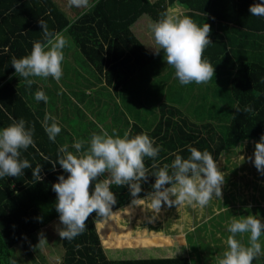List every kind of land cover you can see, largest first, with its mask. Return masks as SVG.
<instances>
[{
	"label": "trees",
	"instance_id": "16d2710c",
	"mask_svg": "<svg viewBox=\"0 0 264 264\" xmlns=\"http://www.w3.org/2000/svg\"><path fill=\"white\" fill-rule=\"evenodd\" d=\"M262 2L264 0H89L90 6L82 8L83 12L73 7L78 16L72 18L56 0H0V130L14 121H25V128L33 130L34 146L21 149L20 159H27L33 168L42 165L43 177L35 181L32 168H27L23 175L0 178V264H12L14 245L25 243L26 237L30 238L59 217L55 208L57 194L52 185L58 182L60 175L65 178L69 175L58 163L53 169L49 162L63 155L59 152L62 144L56 139L50 140L45 131L41 102L35 99V93L41 91L37 79L30 77L34 83L29 86L25 79L18 84L20 80L15 82L10 77L15 73L12 60L29 55L35 42H43L39 21L45 22L54 33L67 30L91 62L100 70L106 68L107 81L111 83L114 79L116 88L155 59L132 30V25L142 15L148 14L157 22L168 13L170 5L178 3L199 26L210 25L212 43L205 48L203 58L212 64L218 76L225 74V86L216 88L211 95L209 103L213 106L208 108L201 103L192 119L179 106L162 102L158 122L150 131L136 121L128 133L130 137L147 134L153 146L160 149L155 159H144L149 178L142 182L137 199L146 203V194L152 191L155 182L151 174L157 169L152 167L153 163L158 168L169 165L171 174L175 156L188 158L192 147L210 152L217 161L227 149L245 140H260L264 135V16H253L249 11L251 5ZM236 106L241 111L236 112ZM248 106L252 111L243 112ZM94 185L92 182L90 191L94 190ZM111 190L116 204L110 213L132 204L127 185L113 184ZM135 210L134 206L133 215ZM139 211H145V206ZM107 216L93 212L81 234L72 240L63 239L65 251L59 264H192L189 256L109 258L97 226V222ZM123 233L120 231L114 238L104 236V246L125 253H134L135 248L143 247L142 256L150 252V247L163 249L171 240L159 236L160 233L144 232L143 237ZM33 249L37 251L36 247ZM28 252L32 255L30 248ZM36 260L35 264H40Z\"/></svg>",
	"mask_w": 264,
	"mask_h": 264
},
{
	"label": "clouds",
	"instance_id": "9594fccd",
	"mask_svg": "<svg viewBox=\"0 0 264 264\" xmlns=\"http://www.w3.org/2000/svg\"><path fill=\"white\" fill-rule=\"evenodd\" d=\"M68 6L86 9L90 4L89 0H68ZM249 11L253 16H264V2L251 5ZM39 23L43 42H35L29 55L14 58L11 63L15 69L14 74L23 77L29 86L34 83L30 77L60 80L63 75V49L68 44L64 35L49 31L47 24L41 20ZM149 27L154 39L153 54L159 55L163 50L167 65L175 69V76L181 84H206L212 79L215 75L214 67L203 58L205 48L212 43L208 23L199 26L187 15L166 13ZM35 99L45 103L48 101L43 91H37ZM235 110L239 112L241 108L236 106ZM242 111L251 112L252 108L248 106ZM49 119L53 121L50 125L47 123ZM44 127L49 139L55 141L61 132L55 118L46 115ZM85 143L84 140H77L72 145L80 155L73 154L68 150V145H63L59 149L63 155L55 161H49L53 169L58 163L69 173L67 178L60 175L58 182L52 185V190L57 194L55 208L60 223L64 225L63 228H57L62 240H72L81 234L93 212L102 217L110 214L112 206L116 204V196L111 190L113 184L127 185L132 204H144V200L137 199L142 191V182H147L149 178V169L144 159H155L160 151L159 147L153 146L147 134L130 137L125 132L120 137L109 135L104 129L99 134L93 133L90 142H87L89 147L82 151ZM30 145L34 146L33 130L25 128L23 119L0 130V178L17 177L23 175L24 169L32 168L35 181L43 179L42 165L33 168L27 159H20V150H26ZM189 151L190 156L186 159L180 155L175 156L170 166L171 174L169 165L158 168L153 163L152 167L157 169L151 174L155 176V182L152 191L146 194L150 199L147 207L153 212L158 213L164 204L178 206L187 203L204 207L214 196L222 198L221 185L225 177L212 154L195 147ZM252 162L257 171L264 174V135L255 143ZM105 173L107 176L104 179H97ZM93 181H96L94 190L90 191ZM227 230L230 233L226 240L227 250L218 264H252L255 258L264 254L259 242L264 231L261 219L254 215L234 218ZM238 234H249L247 246L236 238ZM45 239L41 234L39 243ZM12 264H17V261L13 260Z\"/></svg>",
	"mask_w": 264,
	"mask_h": 264
},
{
	"label": "rangeland",
	"instance_id": "374dc122",
	"mask_svg": "<svg viewBox=\"0 0 264 264\" xmlns=\"http://www.w3.org/2000/svg\"><path fill=\"white\" fill-rule=\"evenodd\" d=\"M56 1L63 5L67 14L73 18L72 15L75 10L69 9L68 0ZM144 19H149L151 23H154V20L148 14H145V17L142 16L139 21L132 26V30L140 35L148 47L151 46V43L147 42L149 36L153 37V35H151L149 31H146L149 27V22L147 23L148 26L141 25L142 22H144ZM66 37H68V34H66ZM152 42L154 44V41ZM73 57H75V55L72 53V58ZM87 64H89V62L84 61L68 63L66 69L71 71H80L82 69L88 70ZM222 75L224 76L220 77L215 72V75L206 84H196L195 82H192L183 85L175 76V69L172 66L167 65L162 50L159 55H155V59L150 65L146 66L136 74L132 83L127 87L128 95L125 96H127V99H133L136 110L132 112L124 107L123 114H116V112L114 113L112 110V108H114L112 103L110 108L105 105L100 112L108 114V110L111 109L110 115L113 113L114 117L116 116L119 121L124 120L123 117H125V114L131 119L147 117V124L145 122L144 125L149 128L152 124L155 125L158 122L160 114L158 108L160 103L166 102L179 106L193 119L195 118V114L197 110H199L201 103L208 108L213 106V104L209 103L212 93H214L216 88H219L222 85L225 86L223 84L225 74L222 73ZM70 81L80 82L81 80L75 78ZM70 94L74 95L72 93L68 94L69 104L66 105L69 108H72L73 113L65 110L63 111V115L65 117H73L74 119L72 122L75 124L78 123V126L80 127L79 131H81L83 128H86L85 125H87L86 123L83 124L81 119L87 121L88 114L83 109L78 112L79 108H77L76 104H72V100L76 94L73 97ZM134 113H136V116H134ZM103 117H106V115H103ZM94 121L96 120L90 119L89 121L91 129L92 127L97 126ZM106 127L109 129L111 125L106 124ZM257 141L259 140H245L243 143H239L237 146L224 151L216 161L219 170L225 177L224 183L221 185V199L214 196L204 207H200L199 205H189L187 203L178 206L175 204L172 206L164 204L162 205L161 210L158 213H155L147 207L150 203V199L147 197L146 203L144 204H129L130 206L136 205L134 215L129 212L127 213V209L130 206L126 205L121 208L122 213L114 211L110 213L104 221L108 220V218L118 220L119 229L124 233H131V237H143L144 232H146L148 235H152V233H160L158 234L159 236L171 238V240L168 241L171 243L170 246L166 243L164 248L174 247L176 249L173 251L168 248L166 253H179V251H182L183 246L181 248L179 246L182 245V237L180 238V236L185 234L187 248L192 251L190 254L188 253L187 256L190 255L192 264H211L210 260L214 263L216 259L213 254L216 253L217 257L219 254H224L227 250L226 240L230 235L227 229L234 218L242 219L247 215H254L264 223V174L258 172L252 162L254 160V148ZM249 157L252 159L250 160ZM239 202L241 205H239ZM224 203L233 204L234 206L231 209H229L230 206H228L227 209L229 210L223 212L222 215L217 214V212H222L225 210L224 208L227 207L222 205ZM143 205L145 206V211L141 212L139 211V208ZM214 211L217 215L214 219H211L208 222L207 220L209 216L215 215L211 214ZM46 227L47 228L40 229L37 233H34L27 241H25V243L22 242L14 245L12 253L17 264H35V259H37V262L38 260L42 261L40 255L33 251V240L35 236L36 245L45 255L47 262L49 264H59L61 262L65 249L57 228H63L64 225L60 223L58 217ZM99 227L100 222L98 223V228ZM195 228L196 230H192ZM100 233L102 245L109 258H134L143 254V250H138V248H135L136 251L134 253L132 251L125 253L121 252L118 248H112V251L114 252L112 254V251L104 246V236L101 231ZM41 234L46 238L43 243H39ZM236 238L245 246L248 245L249 234H238ZM259 242L261 243L262 253H264V231H262ZM24 244L28 247H25ZM29 248L32 251V255L28 252ZM151 248L157 249V251L154 249L150 250V252L153 251L152 256H161V251L158 249V246H152ZM221 258H223V256L220 257V259ZM259 263H264V254L258 256L252 261V264Z\"/></svg>",
	"mask_w": 264,
	"mask_h": 264
},
{
	"label": "crops",
	"instance_id": "0c3cea01",
	"mask_svg": "<svg viewBox=\"0 0 264 264\" xmlns=\"http://www.w3.org/2000/svg\"><path fill=\"white\" fill-rule=\"evenodd\" d=\"M153 1H155V0H153ZM69 9L73 10V7H70ZM84 10L85 9H82V12ZM168 13H175V14L188 16L187 9L178 3H174V4L170 5L168 7ZM76 15H77L76 12H73L72 16H74V18ZM142 16L145 17V14ZM139 19L136 22H138ZM148 22L150 23L149 24V26H150L152 23L150 22L149 19H144V22H142L141 25L148 26V24H147ZM146 31H149L152 35L150 27H148L146 29ZM61 34L66 37V34H68L67 30L61 32ZM135 34L144 43L143 39L140 37V35L136 31H135ZM66 38L68 40V44L63 49V53H64V60L62 62L63 75L60 78V80L56 81L52 77H48L46 79L40 78V77H35L37 79V83L39 84V86L41 88V91H43L45 93V95L48 97V101L46 103L42 100L40 101L41 102V105L39 106L41 109L40 113L42 114V116H44V118L46 115H48L50 117H54L55 121L60 126L61 132L56 136V140L62 144L61 147L63 145H68L69 151L73 152V154L80 155V153H77L76 149L72 146L75 141H77V140L86 141V143L84 145V149H82V151H83L89 147V143H87V142H90V138H91L93 133L99 134L101 132V129H104V130L108 131L109 135H119L120 137H123L125 132L129 133L132 130L131 127L136 121L140 125H142L146 131H150L153 128L154 124L151 125L149 128H147L144 125L145 122L147 124V117L131 119L127 116V114H125L124 115L125 117H123V119L125 121L124 120L119 121L116 116L114 117L113 113L110 115L111 109L108 110V114H106V113L103 114L102 112H100L105 105H107L108 108H110L112 103L114 105V108H112V110L114 113L116 112V114L117 113L123 114L124 113V110H123L124 107L128 111L133 112L136 110L133 99H127V96H125V95H128L127 87L132 83L135 76L130 81H128L127 83L119 85L116 88L114 79L111 83H109L107 81L106 68H104L103 70H100L93 62H91L82 53L79 46L70 37L69 34H68V37H66ZM152 41H154L153 37L149 36V40L147 42L151 43V46H148L150 49L147 46L146 47L153 53L152 47H154V44ZM72 53L75 55V57H73V58H72ZM80 61L89 62V64H87V69L89 71L83 70V69L80 71H71V70L66 69L68 63H75V62H80ZM10 77L12 80H15V82L20 80L18 82V84L22 83V81L24 80L23 77H18L15 74L10 76ZM75 78H79L81 81L80 82H71L70 81L71 79H75ZM69 93H72L74 95L76 94L75 96L71 95V94L70 95L72 97L74 96V98L72 100V104L73 105L76 104L77 108H79L78 112H80L83 109L88 114L87 121L84 119H81L83 124L84 123L87 124V125H85L86 128H83L81 131H79L80 127L78 126V123L75 124L72 122V120L74 119L73 117H65L63 115V111H65V110L69 111V112L71 111L73 113L72 108L71 107L69 108L66 105V104H69V100H68L69 99L68 98ZM43 102H44V104H43ZM125 103H127V104H125ZM103 115H106V117H103ZM134 116H136V113H134ZM90 119L96 120L94 122H96L97 126L92 127V129L90 128V124H89ZM44 122H45V119H44ZM52 122L53 121L51 119H49L47 121V123L49 125ZM106 124L111 125V127L108 129L106 127ZM87 127H89V128H87ZM113 130H115V132H113ZM106 175H107V173L98 177L97 179L98 180L103 179L104 176H106ZM93 183L95 184L96 181H93ZM130 205H134V204H130ZM222 205L227 206L226 208H224L225 209L224 211H227L234 206L233 204H225V203ZM239 205H241L240 202H239ZM228 206H230L229 209H227ZM132 208H134V206H130L127 209V213L128 212L131 213ZM121 211H122L121 209H118L115 212L122 213ZM224 211H222V212H224ZM222 212L221 211L217 212V214H220ZM211 214L214 215L215 211L212 212ZM217 214H215L214 216H209L207 221L209 222L211 219H214V217ZM52 222H50V223H52ZM99 222H100V227L98 228V231L100 230L102 232V230H103V232H102L103 236L114 238L121 231L118 227V220L108 218V220H106V221H104V220L98 221L97 226H98ZM46 226H48V224ZM46 226H44L40 229L47 228ZM102 227H103V229L101 230ZM39 230L35 231L34 233H37ZM192 230H196V228L192 229ZM100 231H99V233H100ZM100 235H101V233H100ZM180 238L182 239V241H181L182 245H179V246H180V248L183 246L182 251H179V253H175V252L166 253V251H168V248H170L173 251L176 248L166 247V248L160 249V247H159L158 249H160V251L162 253L159 251L161 256L157 255V257H176V256H187L188 253L190 254L192 251L189 248H187L186 235L184 234L183 236H180ZM25 239L27 241L29 239V237H26ZM35 239H36V236L34 237V240H33V243H34L33 248L36 247L37 251H35L34 249H33V251L37 252L42 259V261L38 260V262L40 264H44L47 260L45 258V255L40 251L39 247L36 245ZM104 239H105V237H104ZM170 244L171 243L167 242L168 246H170ZM142 248L143 247H139L138 250H141ZM149 249H154L155 251H157L156 248L150 247ZM109 250L112 251V248ZM152 252L153 251L145 253L142 256L139 255L138 257L139 258H154L155 256H152L153 255ZM41 253L44 255V258H43V255ZM113 253L114 252L112 251V254ZM213 256L216 260L214 261V263H212L210 260V263L211 264H218V261H219L220 257L223 256V254L222 255L219 254L216 257V253H214ZM138 257H134V258L133 257L132 258L131 257L130 258L125 257V258H112V259H137ZM189 257H190V255H189ZM44 260H45V262H44Z\"/></svg>",
	"mask_w": 264,
	"mask_h": 264
},
{
	"label": "built area",
	"instance_id": "2783aa9c",
	"mask_svg": "<svg viewBox=\"0 0 264 264\" xmlns=\"http://www.w3.org/2000/svg\"><path fill=\"white\" fill-rule=\"evenodd\" d=\"M106 176H107V175H106ZM106 176H104V178H105ZM104 178H103V179H104Z\"/></svg>",
	"mask_w": 264,
	"mask_h": 264
}]
</instances>
